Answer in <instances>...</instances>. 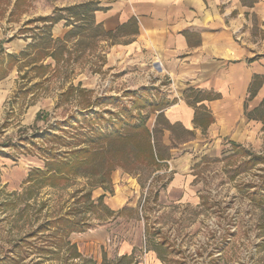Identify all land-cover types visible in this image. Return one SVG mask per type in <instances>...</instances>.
Masks as SVG:
<instances>
[{"label":"rangeland","instance_id":"rangeland-1","mask_svg":"<svg viewBox=\"0 0 264 264\" xmlns=\"http://www.w3.org/2000/svg\"><path fill=\"white\" fill-rule=\"evenodd\" d=\"M52 1L23 0L6 16L10 0H0V29L18 28L17 36L25 30L19 12L47 11ZM82 19L79 35L65 44L38 41L39 51L13 69L0 109V264H126L116 252L124 241L136 252L156 248L165 264H264V132L254 147L203 150L191 167L193 200L175 202L167 189L171 172L140 156L142 137L132 126L145 121L162 157L187 135L162 115L156 119L155 110L168 103L161 90L117 82L104 66L105 36L90 17ZM53 46L55 64L41 49ZM6 59L0 55V76L15 63ZM54 142L85 147L89 155L75 160ZM51 155L69 158L59 164L68 166L61 177L47 172L57 166ZM85 220L89 230L71 231ZM96 230L103 238H94Z\"/></svg>","mask_w":264,"mask_h":264},{"label":"crops","instance_id":"crops-1","mask_svg":"<svg viewBox=\"0 0 264 264\" xmlns=\"http://www.w3.org/2000/svg\"><path fill=\"white\" fill-rule=\"evenodd\" d=\"M22 1L10 0L6 16H12ZM50 4L47 11L21 10L18 16L25 30L17 36L13 31L18 28L10 33L0 29V55L5 60L15 58L8 65L10 71L0 76V109L13 87L17 64L30 50L39 51L38 41L65 44L85 30V24L77 22L90 17L91 25L105 36L104 66L118 74L117 82L127 86L124 89L161 90L168 103L156 108V119L162 115L167 124L187 135L169 148L168 157L157 160L171 172L167 189L175 202L193 200L190 172L206 153L203 150L220 149L222 143L229 149L256 145L258 134L264 132V0H55ZM87 4L95 9H72ZM56 10L68 15L56 17ZM43 17H54L55 22L49 26ZM41 49L50 51L43 58L57 63L51 55L54 46ZM133 91V96L138 95ZM94 232V238H103V231ZM134 246L125 241L117 246V255L126 264H165L156 248L136 252Z\"/></svg>","mask_w":264,"mask_h":264},{"label":"trees","instance_id":"trees-1","mask_svg":"<svg viewBox=\"0 0 264 264\" xmlns=\"http://www.w3.org/2000/svg\"><path fill=\"white\" fill-rule=\"evenodd\" d=\"M83 7H85V8H87L88 9V11L89 12H92L95 8L92 6V5H90V4H87L86 6L85 5H81V6H77V7H74V8H72V9H80V8H83ZM43 21H47V22H49L50 24H49V26L52 24V23H54L55 22V18L54 17H43V18H41ZM98 27V26H97ZM99 28V27H98ZM100 29V28H99ZM101 31V30H100ZM48 38H49V36H48ZM139 102V103H138ZM137 105L139 104H141L142 105V101H140L139 99L137 100V103H136ZM138 105V106H139ZM141 106H139V108H140ZM43 113H45L44 111H42V110H40V111H38L37 113H36V115H35V120L37 121V120H39V119H42V117H43ZM132 129H134L135 131H137L138 130V133H140V135H141V137H142V140H141V145H140V148H139V153H140V156H142V158H144L145 160H149V163H156L157 162V160H161V159H163L162 158V156H160L157 152H155V148H154V145H153V143H152V133H151V131H150V129L148 128V126L146 125V123H145V121L144 120H142L139 124H134L133 126H132ZM135 134V133H134ZM134 136H136V134L134 135ZM60 142V141H59ZM59 142H54V143H56L55 145H58V149H57V151L58 150H61L62 148H64L65 149V152L67 153V154H70V156L71 155H73L74 157H75V160H85L86 159V156L87 155H89V153H88V151L86 150V148L85 147H80V148H72V147H70V145L69 144H65V142H61V143H59ZM51 144H53V143H51ZM49 150H53V148H50ZM66 154V155H67ZM78 154H80V155H78ZM76 155V156H75ZM260 159V157L259 156H254V160L256 161V160H259ZM47 160H52V161H54L55 162V165H57L56 166V170L54 169V170H52V171H48L47 170V172H48V174H50L51 172H53V173H55L56 174V177H61V175H63V173H64V171L65 170H68L67 169V167L68 166H66V168H64V170H62V169H60L59 168V164L61 163V162H63V161H65V163H68V161L67 160H69V158H67L66 156H63L62 158H56L55 156H53V155H51V157L50 158H48ZM46 169V168H45ZM44 169V170H45ZM38 171H40L41 172V174L43 173H45V172H42V170H38ZM46 172V173H47ZM47 174V175H48ZM60 175V176H59ZM45 176H46V174H45ZM46 177H48V176H46ZM55 179H57V178H55ZM28 181L27 182H29L30 180L29 179H27ZM101 187V186H100ZM102 188V187H101ZM90 193H91V191H90ZM102 196H103V194L102 195H100L99 197H100V199L102 198ZM92 204H93V202H92ZM64 216H59V218H58V220H60L61 221V219L62 220H64ZM65 220H66V218H65ZM91 221V220H90ZM82 223V225H81V227L82 228H79V229H75L74 228V226L71 228V231H83V230H85V229H88L89 227H91L92 226V224H91V222H88V220L86 221H83V222H81ZM74 225H77V224H75L74 223ZM160 245H165V242H161V244ZM77 256H79V254L77 253V255L75 256V257H77Z\"/></svg>","mask_w":264,"mask_h":264}]
</instances>
